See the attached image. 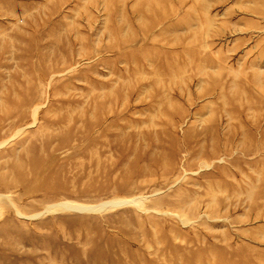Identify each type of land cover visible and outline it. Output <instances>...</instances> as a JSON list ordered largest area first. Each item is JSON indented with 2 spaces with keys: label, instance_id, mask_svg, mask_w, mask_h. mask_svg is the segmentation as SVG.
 I'll use <instances>...</instances> for the list:
<instances>
[{
  "label": "rangeland",
  "instance_id": "1",
  "mask_svg": "<svg viewBox=\"0 0 264 264\" xmlns=\"http://www.w3.org/2000/svg\"><path fill=\"white\" fill-rule=\"evenodd\" d=\"M221 263L264 264V0H0V264Z\"/></svg>",
  "mask_w": 264,
  "mask_h": 264
},
{
  "label": "bare ground",
  "instance_id": "2",
  "mask_svg": "<svg viewBox=\"0 0 264 264\" xmlns=\"http://www.w3.org/2000/svg\"><path fill=\"white\" fill-rule=\"evenodd\" d=\"M135 23V22H134ZM131 39V38H130ZM129 40V39H128ZM146 61V60H145ZM120 202V201H119ZM113 204H116V203H114V202H103V204H101L100 205V208H104V206H108V205H113ZM53 207V206H52ZM48 208V207H47ZM56 208H58V209H66V210H70V209H75V208H78V209H82V210H89V209H94V208H92V207H82V206H77V205H75V206H72V205H70V204H68V203H65V202H63V203H61V204H58V205H56ZM189 245V244H188ZM221 264H223V263H221Z\"/></svg>",
  "mask_w": 264,
  "mask_h": 264
}]
</instances>
